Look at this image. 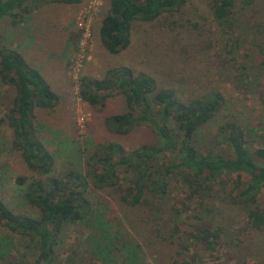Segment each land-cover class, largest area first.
<instances>
[{
  "label": "rangeland",
  "instance_id": "obj_1",
  "mask_svg": "<svg viewBox=\"0 0 264 264\" xmlns=\"http://www.w3.org/2000/svg\"><path fill=\"white\" fill-rule=\"evenodd\" d=\"M213 1L189 0L152 22H135L130 45L115 55L104 49L98 36L109 0H87L80 5L45 3L17 26H11L8 19L0 21V43L19 51L58 96L52 109L35 110L38 136L54 157L53 175L63 176L71 170L86 174L90 157L101 143L117 142L132 151L155 141L148 126L125 136L107 132L104 118L126 110L122 95L106 100L102 107H90L79 96L81 79H102L120 67L151 76L157 89H171L184 101L220 92L222 110L198 131L201 148L227 152L220 133L225 123L237 124L244 131L250 150L264 147V107L259 97L264 88V0H252L235 16L230 30L215 21ZM14 94L12 86L0 81V200L15 213L35 215L24 198L25 187L17 185L16 178L28 181L36 175L12 147V131L5 121ZM238 175L226 174L221 179L230 184ZM247 179L241 175L242 181ZM89 189L94 212L103 213L110 232L118 229L138 245L145 264H264V226L262 230L251 228L245 212L222 195L187 200L184 186L173 179L166 199L128 206L120 202L114 188L96 190L90 183ZM259 200L264 207V189ZM201 206L210 209L204 224L221 229L219 245L208 251L191 239L192 245L182 249L173 233L193 231L203 224L198 218ZM93 225L71 226L68 243H75L84 262L115 264L99 255L90 258ZM0 243L8 254L21 253L20 242L2 225Z\"/></svg>",
  "mask_w": 264,
  "mask_h": 264
},
{
  "label": "trees",
  "instance_id": "obj_2",
  "mask_svg": "<svg viewBox=\"0 0 264 264\" xmlns=\"http://www.w3.org/2000/svg\"><path fill=\"white\" fill-rule=\"evenodd\" d=\"M85 1L0 0V21L8 19L14 27L45 3L80 5ZM188 1L109 0L108 11L99 24L100 43L109 54H118L130 45L135 22H152ZM251 3L252 0H214L212 15L220 26L230 30L235 16ZM0 81L12 86L15 93L5 115L13 135L12 147L36 175L28 181L22 176L16 178V184L25 187L24 198L35 215L15 213L0 200V225L21 245V253L11 255L0 243V264H58L62 257L61 264H90L84 262L75 243L67 240V231L78 223L96 225L89 235L91 259L99 255L115 264H145L138 245L125 239L118 229L110 232L103 213L98 216L94 212L90 183L96 190L114 188L125 205L147 206L166 199L170 183L176 179L184 186L187 200L205 201L222 195L245 212L251 228L262 230L264 207L259 194L264 189V147L247 148L244 131L234 123L220 127L225 154L197 144L198 131L223 108L220 92L184 101L171 89H157L151 76L128 67L113 68L102 79H81L79 96L90 107H102L116 95L125 99L124 112L104 118L107 132L125 136L135 128L148 126L155 141L132 151L117 142L98 144L86 174L71 170L55 176L54 157L38 136L35 110L52 109L58 103L57 94L19 51L1 43ZM259 97L264 107V88ZM231 173L239 175L230 184L221 179ZM241 175H246L247 181H242ZM198 210L203 224L193 231L173 233L174 239L182 249L190 247L189 241L194 239L205 250L213 251L219 245L221 229L204 224V216L210 214L207 206Z\"/></svg>",
  "mask_w": 264,
  "mask_h": 264
}]
</instances>
